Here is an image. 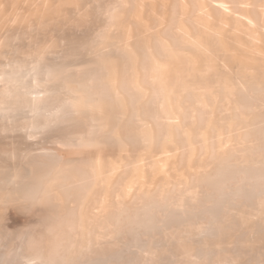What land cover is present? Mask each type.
<instances>
[{"label": "bare ground", "instance_id": "bare-ground-1", "mask_svg": "<svg viewBox=\"0 0 264 264\" xmlns=\"http://www.w3.org/2000/svg\"><path fill=\"white\" fill-rule=\"evenodd\" d=\"M103 1L0 0V129L79 148L3 155L0 264H264V0Z\"/></svg>", "mask_w": 264, "mask_h": 264}, {"label": "rangeland", "instance_id": "rangeland-1", "mask_svg": "<svg viewBox=\"0 0 264 264\" xmlns=\"http://www.w3.org/2000/svg\"><path fill=\"white\" fill-rule=\"evenodd\" d=\"M101 1H103V0H101ZM104 1H105V0H104ZM104 1H103V2H104ZM106 3H107V1H106ZM102 6H103V5H102ZM73 29H74V28H73ZM87 29H89V28H87ZM78 30H79V31H78ZM72 31H73V32L77 31L76 33H77V35H78V33H80L81 29H80V28H79V29H78V28H75V31H74V30H72ZM83 34H86V33L83 32ZM79 35H82V34L80 33ZM79 35H78V36H79ZM57 39H58L57 42H59V40H61L60 37L57 38ZM17 42H18V41H17ZM17 42H16V44H19V45H20V43H17ZM21 42L23 43V41H21ZM22 43H21V44H22ZM59 43L61 44V41H60ZM59 43H58V45H60ZM53 48H55L56 50L54 49V50H55V51H54V50L52 49L51 52L54 51L53 54H54V55L56 54V56L59 57V55H58L56 52H58L59 54H61V51L59 52V51L57 50L58 48H56V47H53ZM59 48H60V47H59ZM59 50H60V49H59ZM51 52H50V57H49V55H48V57H49L50 59H52V56H53V54L51 55ZM56 56H55V57H56ZM49 58H47V59L50 60ZM4 60H5V58H4L3 60H2V58H0V61H4ZM52 60H53V59H52ZM64 65H66V63H65ZM66 66H68V64H67ZM63 67H64V66H62V69H63ZM64 68H65V67H64ZM1 71H2V70L0 69V75H2V74H1ZM23 72H24V71H23ZM2 76H3V75H2ZM2 76H1V77H2ZM1 77H0V79H1ZM55 103H56V102H55ZM17 109L20 110V111H23L24 108H20V107H18ZM25 110H26V107H25ZM7 128H8V130L6 129L5 131H4V130L2 131V130L0 129V131H2V132H0V141H1V142H0V150H1V151H0V157L3 158V159L0 158V163L2 162L1 164H3L4 159H5V156L3 157V155H6V154H7V156H6L7 159H5L6 161H5L4 163H5L6 165L8 164L9 166H12V164L16 163L17 161H18L17 164L21 165L22 163H20V162H25L24 160H27L28 158L30 159L31 154H33V156H34L35 154H36V155L38 154L39 156H43V155H42V152H43L44 150H45V152L47 151V150L45 149L46 146H49V147H50V145H53V144H54L53 147H55V149H59V146L61 147V149H63L64 146H66V147H64V149H68L67 144H63V145L60 144V145L57 146V143H60V142L55 143V138H56L57 134H56V136L54 137V140H53V138L51 139V137H50V138L45 137V138H47V140H48V139H51L52 141L49 140L50 142H49V141H44L45 139H44V138L42 139V137H41V141H42V140L44 141L43 143H42V142H41V143H42L43 145H46L45 147L42 145V147H43V148L41 147V148L43 149V151H42V149H40V147H39V143H40V142H37V140H36V139H38V141H39L40 137H37L36 139H33V141H34L35 143L38 144V145L36 146V144H34V142L32 143V139H29L28 142H27L24 138H23V139H20L23 135H25V134H24V130H22V129H20V128H18V129H20V130H17V129L12 128V127H7ZM9 128H10V129H9ZM11 129H12V132H11ZM16 130H17V131H16ZM8 131H10L11 133L8 132ZM20 131H21V132H20ZM3 132H4L5 134H3ZM19 132H20V134H19ZM6 133H7V134H6ZM12 133H13L14 135H13ZM43 133H45V132H42V135H43V136H48V133H46L47 135H44ZM15 134H16V135H15ZM17 134H18V135H17ZM51 134H52V133H51ZM3 135H4V136L6 135V136L4 137ZM42 135L40 134V136H42ZM54 135H55V134H54V132H53V136H54ZM8 136H9V137H8ZM11 136H13V137H11ZM51 136H52V135H51ZM3 137H4V140L2 139ZM6 137H7V138H6ZM14 137H16V138H14ZM23 137H24V136H23ZM5 138H6V139H5ZM12 138H13V139H12ZM7 139H8V140H7ZM56 139H57V138H56ZM20 140H21V141H20ZM23 140H24V142H23ZM57 140H58V139H57ZM4 141H5V142H4ZM53 141H54V142H53ZM21 142H22V143H21ZM26 142H27V143H26ZM48 142H49V143H48ZM52 142H53V143H52ZM3 143H4V144H3ZM20 143H21V144H20ZM29 143H30L31 145L34 144L33 146H36V147L31 146ZM44 143H46V144H44ZM47 143H48V144H47ZM6 144H7V145H6ZM10 144H11V147L9 146ZM27 144H29V145L31 146V148H28L29 145H27ZM49 144H50V145H49ZM55 144H56V145H55ZM16 145H17V147H16ZM21 145L23 146V149H21V148H22ZM68 145H69V144H68ZM2 146H3V147H2ZM56 146H57V148H56ZM73 146H74V147H73ZM26 147H27V148H26ZM49 147H46V148L48 149ZM51 147H52V146H51ZM51 147H50L49 149H52V148H53V147H52V148H51ZM72 147H73L74 149L77 148L76 151H79L78 146H75V145L73 144ZM72 147H69V149H68V151H69L70 154H71L72 151L75 152V150H73V149H72V151H71V148H72ZM75 147H76V148H75ZM11 148H13V149H11ZM25 148H26V149H25ZM32 148H33V149H32ZM34 148H35V149H34ZM36 148H37L38 150H37V151H34V150H36ZM24 149H25V151H23ZM30 149H32L33 151L30 150ZM61 149H60V150H61ZM6 150H7V153L5 152ZM9 150H10V151H9ZM13 150H14V151H17V152H14ZM19 151H20V154L23 155V157H22V155L19 154ZM31 151H32V152H31ZM61 151H62V150H61ZM11 152H12V155H11ZM21 152H23V153H21ZM30 152H31V153H30ZM36 152H37V153H36ZM39 152H40L41 155L39 154ZM64 152H67V151L65 150ZM64 152L62 151V153H64ZM2 153H3V154H2ZM9 153H10V154H9ZM43 153H44V152H43ZM69 153H68V152H67V154L64 153V156L67 155V156L69 157ZM8 154H9V155H8ZM14 154H15L16 156H14ZM24 154H25V155H24ZM26 154H27V155H26ZM44 154L46 155L47 153H44ZM18 155H19V158H18ZM45 155H44V156H45ZM11 156H12V157H11ZM20 156H21V157H20ZM24 156H25V159H24ZM29 156H30V157H29ZM8 157H9V158H8ZM13 157H14V158H13ZM27 157H28V158H27ZM12 158H13V159H12ZM10 159H12V160H10ZM15 159H16V162H15ZM29 159H28V160H29ZM13 160H14V161H13ZM28 160H27V161H28ZM8 161H9V163H7ZM11 161H12V162H11ZM1 164H0V166H1ZM0 170H1V168H0ZM12 202H13V201H12ZM12 202H10V204H7V203H6V204H7L6 206L9 205V207H7L5 210H8V211H9V212H8L9 215L7 214V211H6V213H4L5 215L3 214V212H1L2 215L5 216V217H3V220H2V222H1V223H2L1 226L3 225V227H1V228H2V230H3V228H4V231H5V228H6V227L9 229V230H8V229L6 228V229H7V232H9V231L11 232V235H8V234H6V235L4 234V235L6 236V238H8V237H7V235H8V236L10 237V238H8V239H10V240H11L12 235L15 236V235H14L15 232H12V230H17L18 228H20V229L23 228V227H24V223H26V222L28 223V222H29L28 219H31L32 217H35V216H34L35 214H33V213H36V211L34 212V210L32 211V209H30V211L32 212L31 214L33 215V216H30V215H29V214H30V211L28 212L27 210H22V209H18V208L15 210V208H10V205H11ZM11 207H12V206H11ZM14 207H15V206H14ZM13 210H14V211H13ZM19 210H21V211H20L21 213L19 212ZM2 211H3V210H2ZM26 211H27V214H26ZM4 212H5V211H4ZM16 212H18V213L16 214ZM6 214H7L8 216H7ZM19 214H20V215H19ZM21 215H22V217H21ZM26 215H28V216L31 217V218L28 217V219H26V218H27ZM6 216H7V217H6ZM19 216H20V217H19ZM24 216H25L26 218H25ZM8 217H9V219H8ZM17 218H18V219H17ZM22 218H25V219L23 220ZM8 220H10V223H9ZM15 220H16V221H15ZM11 221H12V222H11ZM21 221L24 222V223H22ZM25 221H26V222H25ZM31 221H32V220H31ZM3 222H4V223H3ZM32 222H33V221H32ZM16 223H17V224H16ZM27 223H26V224H27ZM4 224H5V227H4ZM21 224H22L23 226H22ZM13 225H14V227H16V228H14ZM16 225H17V226H16ZM18 225H19V227H18ZM20 225H21V226H20ZM17 227H18V228H17ZM18 230H19V229H18ZM10 232H9V233H10ZM16 232H17V231H16ZM5 233H6V232H5ZM2 237H4V236H2ZM14 238H15V237H14ZM8 239L3 238V241H4V240L7 241ZM12 239H13V238H12ZM10 240H8V241H10ZM13 240H14V239H13ZM6 241H4V243H6ZM8 241H7V243H8ZM11 241H12V240H11ZM11 241H10V242H11ZM10 242H9V243H10ZM13 242H14V241H12V243H13ZM2 243H3V242H2ZM4 243H3V244H4ZM7 243H6V244H7ZM9 243L7 244L8 246L11 244V243H10V244H9ZM4 245H5V244H4ZM263 258H264V257H263ZM250 259H251V258H250ZM250 259H249L250 263H251V261H252V263H253L254 261H253L252 259H251V260H250ZM263 261H264V260H263ZM246 263H247V264H250L248 261H246Z\"/></svg>", "mask_w": 264, "mask_h": 264}]
</instances>
